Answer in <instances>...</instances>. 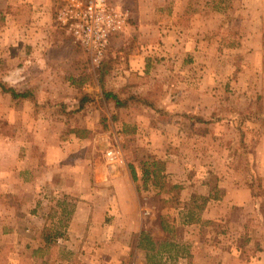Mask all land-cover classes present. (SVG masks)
Instances as JSON below:
<instances>
[{"label": "rangeland", "instance_id": "rangeland-1", "mask_svg": "<svg viewBox=\"0 0 264 264\" xmlns=\"http://www.w3.org/2000/svg\"><path fill=\"white\" fill-rule=\"evenodd\" d=\"M71 1L58 0L54 26L77 47L78 58L70 55L61 64V74L47 69L27 75L46 85L43 92L49 96L54 84H70L66 127L70 136L78 137L65 139L72 152L62 162V173L68 181L83 180L85 185H93L96 178L103 181L101 208L109 204L112 211L129 212L135 226L154 235L150 239L162 252L179 242L180 253L186 247L182 243L192 238L207 243L212 264H264V0H165L158 6L157 35L133 30L111 43L127 31L129 13L100 65H93L90 53L57 23L59 10ZM2 25L0 20V31ZM2 45L0 79L8 76L14 85L12 57L7 55L12 44ZM133 53L137 59L132 65ZM33 60V65L46 64ZM103 90L128 101L127 106L116 107ZM85 97L82 106L77 101ZM13 103L12 94L0 86V264L29 261L32 242L25 231L37 227L27 217L35 209L37 192L20 189L18 181L31 179L34 170L29 167L36 165V158L44 166L35 143L51 139L20 137L23 129L28 133L29 123L15 119L18 107ZM30 145L32 162L19 160ZM23 161L25 168H20ZM112 180L117 187L109 184ZM215 187L220 199L199 211L197 205ZM74 205L55 203L54 211H71ZM129 221H116V236L130 246L125 264H134L144 254L135 248L138 236L120 229ZM183 223L195 229L186 233ZM148 248V263L161 264ZM55 252L62 259L76 257L71 250Z\"/></svg>", "mask_w": 264, "mask_h": 264}, {"label": "crops", "instance_id": "crops-1", "mask_svg": "<svg viewBox=\"0 0 264 264\" xmlns=\"http://www.w3.org/2000/svg\"><path fill=\"white\" fill-rule=\"evenodd\" d=\"M108 1L110 4L116 3L126 11L128 10L129 12H127L131 13L132 18L127 26V31L117 34L118 36L115 35L111 43L117 38H126L127 36H123V34L128 31L136 30L139 33H156V35L160 32L161 22L158 21L157 11L158 6H162L165 0ZM57 4L58 0H0V20L3 24L1 31L6 29L11 31V33L0 31V35H3L2 39L0 37V44H3L2 47L5 44H12L8 48V53H5L12 57L13 70L9 73L11 78H15L14 85L9 84L8 76L1 78L0 82L6 86H12L20 95L26 93V96L14 99L13 103L15 107H18L13 112L15 119L29 123L28 133H25L26 130L23 129L25 132L20 133L19 136L37 139L51 138L35 143L42 151L44 166H39L40 160L36 158V165L29 167L34 170L31 179L18 181L20 189L27 187L37 192L34 193L35 209L30 211L27 216L29 220L37 223V227L29 226L26 231L24 230L32 242L29 243L32 252L28 262L19 258L18 264H36L33 259L39 260L40 264H125L126 257L124 256H126L127 250H130V246H128V241H118L116 233L120 231H118L119 227H117L116 221L127 217L130 218V221L120 226V229L122 228L124 233L138 236L135 248L144 254L143 259L138 262V257L134 258L132 263L149 264L147 253L144 251H148L146 250L148 248L146 240L153 238L154 235H149L142 226H135L129 212L112 211L108 207L109 204H106L105 208H101L100 201L102 199L99 200V195H101L99 187L103 181L96 178L93 185H85L83 180L68 181L65 173H62L65 170L62 162L67 158L68 153L72 152L69 141L65 139L78 137L77 135L70 136L72 133L69 134L66 127L67 114L69 113L67 106L70 103L67 95L70 85L68 80L61 83L58 88L54 84L53 95L49 96V93L43 92L45 88L48 89L46 85H38L33 78L27 76L35 71L44 73L47 69H55L54 72L57 70L61 74L63 72L61 64L65 65L70 55L71 58H78L77 51H75L77 47L72 45L68 38L65 39L64 35H59L54 26ZM26 50L31 54L27 55ZM146 53L148 52L145 51L144 55L141 54L138 58H144ZM129 57L133 65V60L137 59V56L133 53ZM27 58L29 61L26 62L31 65L24 64ZM33 59H42L46 66L43 64L33 65ZM15 60L18 64L15 63ZM50 62H56V65H52ZM56 89L60 93L55 91ZM77 102L85 106L83 98ZM35 122L37 124L32 125ZM81 146L83 148V145ZM32 148V145L30 148L28 147V152H25L26 157L20 153L19 160L25 159L32 162L33 154L30 153ZM20 166V168L25 166L24 161L20 163ZM43 172L44 178L41 177ZM112 181L109 184H115L117 187V181L115 180V183L114 180ZM223 200L227 203L230 201L228 196H224ZM61 202L66 205L69 202H74L76 206L74 205L71 211L61 209L59 213H56L54 211L55 203ZM212 202L213 204H211ZM212 202L208 204V207L215 205V201ZM182 226L186 233L195 229L192 224L183 223ZM13 233L20 237L17 230H14ZM184 244L186 247L184 246L182 252L178 253L180 249H177V245L181 244L175 242L174 249L167 250L168 252L174 251L173 254L162 252L161 245L159 247L155 241L154 243L150 242L148 249L155 253L153 257L161 259V264H212V256L207 252L208 245L205 241L200 242V240L191 238L189 242L184 241L182 245ZM167 245L169 244L165 243V246ZM89 249L92 250L90 253H88ZM56 250H71L69 253L74 255L76 253V257L74 259L59 258L56 256ZM144 258H146L145 262H143Z\"/></svg>", "mask_w": 264, "mask_h": 264}, {"label": "built area", "instance_id": "built-area-1", "mask_svg": "<svg viewBox=\"0 0 264 264\" xmlns=\"http://www.w3.org/2000/svg\"><path fill=\"white\" fill-rule=\"evenodd\" d=\"M128 14L108 0H72L59 10L57 23L90 53L93 65H100L111 37L124 28Z\"/></svg>", "mask_w": 264, "mask_h": 264}, {"label": "trees", "instance_id": "trees-1", "mask_svg": "<svg viewBox=\"0 0 264 264\" xmlns=\"http://www.w3.org/2000/svg\"><path fill=\"white\" fill-rule=\"evenodd\" d=\"M0 86L2 87V89L6 92H10L13 96V98L17 99L19 97H24L26 96V93H22L21 95L16 93V91L14 89H10V87L3 85L2 82H0ZM103 94L106 100H112L113 102H115L116 107H125L128 104V101H124L122 99L119 98V96L113 92H107L103 90ZM86 100V97L84 98V101ZM146 176H150V172H145ZM220 191L219 189H217V187H215V190L211 191V194L209 195V197L207 198H202V204L200 206L197 205V209L199 211H203V209H205L207 203H209L210 200H218L220 199ZM193 217V215H192ZM193 222V219L191 218L187 223H191Z\"/></svg>", "mask_w": 264, "mask_h": 264}]
</instances>
